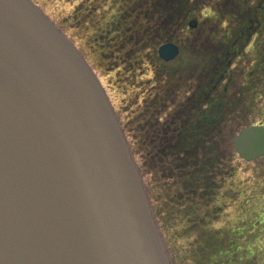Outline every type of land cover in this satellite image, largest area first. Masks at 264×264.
Wrapping results in <instances>:
<instances>
[{
  "label": "water",
  "instance_id": "obj_1",
  "mask_svg": "<svg viewBox=\"0 0 264 264\" xmlns=\"http://www.w3.org/2000/svg\"><path fill=\"white\" fill-rule=\"evenodd\" d=\"M232 143L260 158L264 125ZM0 264H173L104 89L30 0H0Z\"/></svg>",
  "mask_w": 264,
  "mask_h": 264
},
{
  "label": "rangeland",
  "instance_id": "obj_2",
  "mask_svg": "<svg viewBox=\"0 0 264 264\" xmlns=\"http://www.w3.org/2000/svg\"><path fill=\"white\" fill-rule=\"evenodd\" d=\"M33 1L93 68L122 123L129 115L125 100L137 90V101L150 86L160 92L164 86L184 91L205 54L221 53V34L236 35L237 23H244L245 35L248 26L253 27L248 42H230L236 54L226 92L234 103L235 126L223 132L221 149L229 163L223 180L207 201L184 208L173 202L161 208L158 223L173 264H264V156L244 162L231 142L240 128L264 117V9L254 10L258 0H193L189 13L184 9L187 0ZM190 13L199 20L195 29L187 26ZM176 21L186 24L175 27ZM168 38L179 45L180 54L160 64L155 53ZM256 61L260 67L253 72ZM163 91V99L169 101ZM183 112L184 108L178 114ZM144 179L150 197L156 195L153 178ZM235 250L240 261L232 258Z\"/></svg>",
  "mask_w": 264,
  "mask_h": 264
},
{
  "label": "trees",
  "instance_id": "obj_3",
  "mask_svg": "<svg viewBox=\"0 0 264 264\" xmlns=\"http://www.w3.org/2000/svg\"><path fill=\"white\" fill-rule=\"evenodd\" d=\"M192 1L185 2V12L189 13ZM190 15V19L196 17ZM205 18L210 20L211 15ZM229 40V35L220 39L221 53L205 54L184 91L170 87L164 90V86L160 92L150 86L141 101H137L139 90L132 97L129 89L125 92L129 97L123 107L129 115L123 125L143 175L149 181L153 178L157 194L151 197L158 218L162 216L160 209H167L173 202L184 208L195 201H207L216 194L229 166L221 146L226 140L224 129L233 131L235 126L234 103L227 97L225 86H219L235 52ZM162 91L167 92L169 101L163 99ZM182 108L184 112L178 114ZM236 252H232V258L240 261L234 256Z\"/></svg>",
  "mask_w": 264,
  "mask_h": 264
}]
</instances>
